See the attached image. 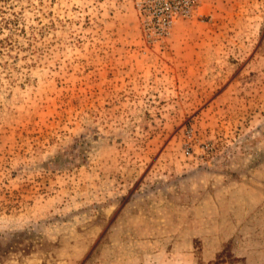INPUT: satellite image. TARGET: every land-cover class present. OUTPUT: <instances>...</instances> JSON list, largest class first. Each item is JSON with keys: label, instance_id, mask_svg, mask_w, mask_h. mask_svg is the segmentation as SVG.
Returning <instances> with one entry per match:
<instances>
[{"label": "rangeland", "instance_id": "rangeland-1", "mask_svg": "<svg viewBox=\"0 0 264 264\" xmlns=\"http://www.w3.org/2000/svg\"><path fill=\"white\" fill-rule=\"evenodd\" d=\"M170 1L0 0V264H264V0Z\"/></svg>", "mask_w": 264, "mask_h": 264}, {"label": "built area", "instance_id": "built-area-1", "mask_svg": "<svg viewBox=\"0 0 264 264\" xmlns=\"http://www.w3.org/2000/svg\"><path fill=\"white\" fill-rule=\"evenodd\" d=\"M163 1H165V4L167 5V6H172V2L170 1V0H163ZM167 23V20L165 19L164 20V24H166Z\"/></svg>", "mask_w": 264, "mask_h": 264}]
</instances>
